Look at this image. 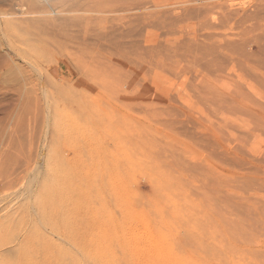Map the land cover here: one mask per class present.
Wrapping results in <instances>:
<instances>
[{
    "label": "rangeland",
    "instance_id": "1",
    "mask_svg": "<svg viewBox=\"0 0 264 264\" xmlns=\"http://www.w3.org/2000/svg\"><path fill=\"white\" fill-rule=\"evenodd\" d=\"M19 1L0 264H264V0Z\"/></svg>",
    "mask_w": 264,
    "mask_h": 264
},
{
    "label": "bare ground",
    "instance_id": "2",
    "mask_svg": "<svg viewBox=\"0 0 264 264\" xmlns=\"http://www.w3.org/2000/svg\"><path fill=\"white\" fill-rule=\"evenodd\" d=\"M19 6L22 8L24 7V5L27 6L28 10L25 11L26 13L30 14L32 13L33 11H35V7H38L40 6L39 5V0H20L19 1ZM13 6V5H12ZM18 6V7H19ZM70 7V6H69ZM98 9V8H97ZM66 10V9H65ZM77 10V9H76ZM24 12V13H25ZM22 13V14H24ZM10 14H14L13 12L10 13V12H5L3 13L0 17H4V16H8ZM51 17V16H50ZM3 19V18H1ZM57 20V19H56ZM4 21V20H3ZM5 24L7 25V27H4L5 30H4V33L8 35H10V33L14 32V30L10 29L11 27H9V21H5ZM35 27V26H34ZM12 42V41H11ZM11 44H13V46L15 48H19L18 45L15 44V42L13 41ZM73 49V48H72ZM22 50V49H21ZM15 53V52H14ZM66 184V183H65ZM62 189H64V184H57L56 186H54V184L52 182H47L45 183V186H44V189L42 191V197L43 199L41 201L45 202L46 204L49 203V204H52V202L54 201V197L57 196L59 193H61ZM51 210H49L48 212H50ZM60 213V212H59ZM64 214V213H63ZM62 214V215H63Z\"/></svg>",
    "mask_w": 264,
    "mask_h": 264
}]
</instances>
